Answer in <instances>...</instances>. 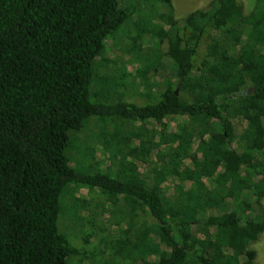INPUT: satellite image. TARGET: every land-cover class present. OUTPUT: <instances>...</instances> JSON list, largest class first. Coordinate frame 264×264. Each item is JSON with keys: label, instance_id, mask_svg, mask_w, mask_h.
<instances>
[{"label": "trees", "instance_id": "16d2710c", "mask_svg": "<svg viewBox=\"0 0 264 264\" xmlns=\"http://www.w3.org/2000/svg\"><path fill=\"white\" fill-rule=\"evenodd\" d=\"M160 6L167 26L157 21ZM172 8L170 0H0V264L96 255L113 264L128 250L144 264H256L264 0H211L177 20ZM133 35L141 44L132 62L161 82L145 78L136 89L130 75L104 99L115 74L99 58L107 41ZM94 121L97 137L102 125L120 132L108 166L80 146ZM79 188L114 208L129 204L114 221L129 231L81 247L91 221L81 216L87 203L71 209Z\"/></svg>", "mask_w": 264, "mask_h": 264}, {"label": "rangeland", "instance_id": "374dc122", "mask_svg": "<svg viewBox=\"0 0 264 264\" xmlns=\"http://www.w3.org/2000/svg\"><path fill=\"white\" fill-rule=\"evenodd\" d=\"M123 5L128 0H119ZM147 3H154L156 0H142ZM172 4V13L173 19H183L189 13L197 10L205 8L211 0H170ZM241 3L247 6V0H238ZM157 21L162 26H167V23L171 21V15L168 13L166 8L160 6L157 11ZM139 36L133 35L127 42L123 43H115L114 41H107L106 50L101 55L99 60L105 61L110 69H112L114 75V79L110 85L104 86L100 93L104 99H108L111 95L117 93L125 82L130 80V75L135 77V88L141 89L142 84L146 80H150L152 83L161 82L160 75L158 73L153 72L152 70L147 71L145 74L143 68L138 66V63H133L132 54L135 52V49H138L141 40H139ZM161 49L165 52L168 49V43H163L161 45ZM137 67V68H136ZM145 78H147L145 80ZM158 90H161V87H158L154 90L156 93ZM171 124L172 121H170ZM101 125L94 121L91 122L85 129V131L80 135V146L83 149V152H86L90 155H94V157L99 161H105L104 166L110 165L108 161V154L112 151V147L118 143L119 138V130L111 126H106V128L102 125V129L99 133V137L93 135L95 129H98ZM101 128V127H100ZM97 133V132H95ZM70 159L71 165H75L77 160L81 159L80 151L78 148L76 149V145L70 150ZM111 169L117 170V165L112 164L110 166ZM109 171L112 173V170ZM80 201V203H79ZM82 202L87 203L88 211L86 209L81 210V216L85 217L87 220L91 221L90 224L86 223L83 226V230L86 232L85 235L80 237L78 240L81 247H85L89 251H92L97 247V243L99 238L107 237L108 235L113 236L114 238L118 235H123L126 233L128 228L123 224L122 227L114 225V221H117L119 218V214L116 217L117 210H124L126 206V211H129V204H126L123 200L119 199L116 202L115 206L110 204L103 198L99 196H90L88 190L86 188H79L75 191V200L70 203L72 211H74L73 207L77 210L75 205L81 204ZM262 204V213L264 216V199L261 201ZM128 205V206H127ZM98 206V207H97ZM128 207V208H127ZM70 209V211H71ZM111 212V213H109ZM128 213V212H127ZM63 224L65 225V221L63 220ZM63 225V226H64ZM86 240V241H85ZM251 249L256 251V264H264V231L258 237V239L251 244ZM95 251V250H94ZM155 257L152 256L149 260H154ZM94 261L88 260L85 258L81 264H103L102 259H99L96 255L93 258ZM113 264H144L143 260L139 259L134 252H130L129 250L125 252L121 257L118 258L117 261L113 262Z\"/></svg>", "mask_w": 264, "mask_h": 264}]
</instances>
